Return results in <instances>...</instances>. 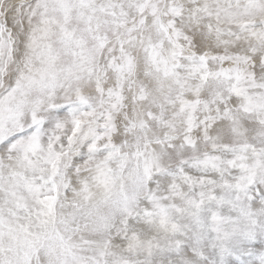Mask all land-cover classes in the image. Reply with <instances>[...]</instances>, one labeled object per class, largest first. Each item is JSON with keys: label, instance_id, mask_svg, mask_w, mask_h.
Segmentation results:
<instances>
[{"label": "snow or ice", "instance_id": "1", "mask_svg": "<svg viewBox=\"0 0 264 264\" xmlns=\"http://www.w3.org/2000/svg\"><path fill=\"white\" fill-rule=\"evenodd\" d=\"M0 264H264V0H0Z\"/></svg>", "mask_w": 264, "mask_h": 264}]
</instances>
